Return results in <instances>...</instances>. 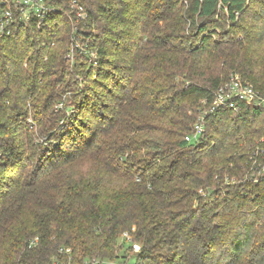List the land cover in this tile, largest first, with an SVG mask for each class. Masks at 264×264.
<instances>
[{
    "label": "trees",
    "instance_id": "obj_1",
    "mask_svg": "<svg viewBox=\"0 0 264 264\" xmlns=\"http://www.w3.org/2000/svg\"><path fill=\"white\" fill-rule=\"evenodd\" d=\"M48 1L0 34V264H264V109L186 140L232 72L264 94V0Z\"/></svg>",
    "mask_w": 264,
    "mask_h": 264
},
{
    "label": "built area",
    "instance_id": "obj_2",
    "mask_svg": "<svg viewBox=\"0 0 264 264\" xmlns=\"http://www.w3.org/2000/svg\"><path fill=\"white\" fill-rule=\"evenodd\" d=\"M73 2L74 5H79L82 9L81 12H78L79 17L77 16V18L80 19V17L84 16L83 19H85L86 15L83 11V6L77 0ZM52 7L48 0H0V34H10L17 23H20V21L28 22L32 16L38 17L43 21L50 13ZM241 101L264 109V94L258 91L253 83L244 79L240 73L234 71L215 90L212 100L206 109L199 113L193 123L192 132L186 136V140L189 142L199 141L206 129L207 115L224 107L236 110L237 103ZM259 174H264V166ZM134 247H137L136 250L140 249L139 245L135 244Z\"/></svg>",
    "mask_w": 264,
    "mask_h": 264
},
{
    "label": "rangeland",
    "instance_id": "obj_3",
    "mask_svg": "<svg viewBox=\"0 0 264 264\" xmlns=\"http://www.w3.org/2000/svg\"><path fill=\"white\" fill-rule=\"evenodd\" d=\"M74 0H72L71 2V8H70V10L69 9H65L63 6H58L60 9H62L64 12H66V14L67 15H69V16H71L72 18H73V20H74V17H76V16H78V12H81V8H80V6L79 5H74V2H73ZM141 6V5H140ZM73 14V15H72ZM79 17V16H78ZM83 17L84 16H82V17H80V19H78V22L79 21H85V19H83ZM71 18V19H72ZM84 23V22H83ZM85 24V23H84ZM86 27V26H85ZM75 28V27H74ZM75 30L77 31V32H79V31H82L83 30V28L82 27H79V28H75ZM188 31H190V29L188 30ZM81 33V32H80ZM84 37V36H83ZM85 39H87V38H85ZM85 39H83L84 40V42H82V38L80 39V40H76V42H75V46L77 47V51L79 52V53H87L85 56H87V55H91L90 56V58L88 59V60H83V61H89L90 63H92L95 67H97V65H98V56L93 52V51H90V48H89V45H88V41L89 40H85ZM121 41V44L122 45H124V43H123V40H120ZM87 58V57H86ZM126 57H124L123 55H122V51L120 50V49H118V50H113V54L110 56V59H111V62L115 65V67H113V69H114V75H115V77H116V79L113 81V83H115L114 84V87L115 86H119V87H121V85L122 84H124L125 82H127L128 81V79H129V75L126 73V72H124L123 71V69H122V65H124L125 63H126V61L124 60ZM94 67V68H95ZM100 68V67H99ZM122 69V70H121ZM89 72V75L91 76V77H94V78H98V77H100L99 75H100V72H101V70L99 71L98 69H91L90 68V70H88ZM122 80V81H121ZM119 81H121V82H119ZM110 89H113V85L110 87ZM122 90H117L116 92H115V94H117V96L119 95H121L122 93H123V91L121 92ZM67 94V93H66ZM115 94H113L111 97L112 98H115L116 96H115ZM121 97V96H120ZM30 118L27 120V122H29V124H30V127H31V124H32V115H30L29 116ZM16 169V168H15ZM74 169H75V171L76 172H78V173H82V174H85V173H87L89 170H90V168L88 167V165L86 164V162H83V163H81V164H78V165H76L75 167H74ZM13 171H15V170H13ZM11 175V174H10ZM199 195L200 196H203L204 198H207V196H206V194H204L203 193V191L201 190V191H199ZM200 201V200H199ZM199 201H197L196 203H195V206H198V203H199ZM124 235H128V233H124L123 234V236ZM128 238H130V236L128 235ZM126 245H129V243L128 242H126ZM137 247H134L132 250L134 251V252H136L137 250ZM134 261H135V259H134V256H130V258L127 260V263L126 264H134ZM104 264H119V262H108V261H104Z\"/></svg>",
    "mask_w": 264,
    "mask_h": 264
}]
</instances>
